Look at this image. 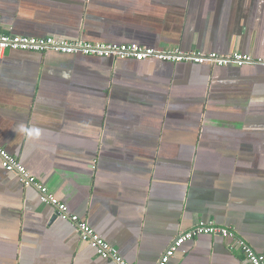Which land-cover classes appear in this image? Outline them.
<instances>
[{"label": "crops", "instance_id": "crops-1", "mask_svg": "<svg viewBox=\"0 0 264 264\" xmlns=\"http://www.w3.org/2000/svg\"><path fill=\"white\" fill-rule=\"evenodd\" d=\"M0 32L264 59V0H0ZM0 146L130 264L199 222L264 255V66L7 49ZM199 235L168 264H248ZM0 264H113L0 161Z\"/></svg>", "mask_w": 264, "mask_h": 264}, {"label": "built area", "instance_id": "built-area-1", "mask_svg": "<svg viewBox=\"0 0 264 264\" xmlns=\"http://www.w3.org/2000/svg\"><path fill=\"white\" fill-rule=\"evenodd\" d=\"M7 49L35 52H45L47 50L63 53L78 52L86 55L112 56L119 59L133 58L136 60H144L147 58H155L168 61H192L199 64L210 63L219 66H241L256 62L264 66V59L255 60L250 54L240 52H233L228 55H220L216 52L185 53L178 48L159 50L137 43H88L80 39H69L54 35L33 37L0 32V58ZM0 161L3 169L10 174L16 175L23 185L34 187L38 191L39 200L44 204L52 206L58 217L70 221L75 226L80 240L94 248L98 256L111 260L113 264H130L119 255L115 247L103 240L85 220L70 212L65 203L50 193L23 164L9 155L1 146ZM199 235H220L229 241V246L241 251L248 264H264V255L255 252L233 230L224 226L215 225L214 223L203 222L195 224L190 229L180 231L161 253L157 264H168L185 242Z\"/></svg>", "mask_w": 264, "mask_h": 264}]
</instances>
